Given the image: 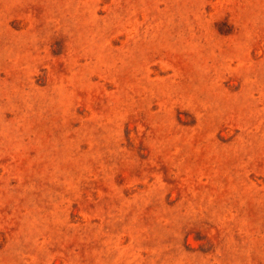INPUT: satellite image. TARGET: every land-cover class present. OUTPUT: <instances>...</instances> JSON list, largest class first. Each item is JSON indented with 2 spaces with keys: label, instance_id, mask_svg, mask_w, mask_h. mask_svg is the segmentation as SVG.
<instances>
[{
  "label": "rangeland",
  "instance_id": "1",
  "mask_svg": "<svg viewBox=\"0 0 264 264\" xmlns=\"http://www.w3.org/2000/svg\"><path fill=\"white\" fill-rule=\"evenodd\" d=\"M0 264H264V0H0Z\"/></svg>",
  "mask_w": 264,
  "mask_h": 264
}]
</instances>
